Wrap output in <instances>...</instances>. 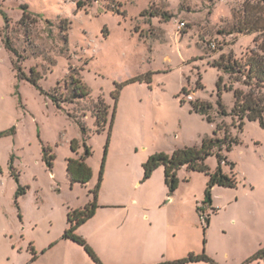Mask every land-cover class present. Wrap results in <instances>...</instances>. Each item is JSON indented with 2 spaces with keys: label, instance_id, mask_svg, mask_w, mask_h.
Segmentation results:
<instances>
[{
  "label": "rangeland",
  "instance_id": "1",
  "mask_svg": "<svg viewBox=\"0 0 264 264\" xmlns=\"http://www.w3.org/2000/svg\"><path fill=\"white\" fill-rule=\"evenodd\" d=\"M117 1L121 13L105 0L81 10L73 0H0V264H97L64 234L99 184L97 213L78 234L103 264L203 253L211 261L187 264H264V127L220 116L219 100L229 113L235 103L220 77L245 86L214 65L263 53L264 31L237 29L264 0ZM197 101L212 106L213 123ZM219 124L218 136L234 140L222 153L237 187H214L209 203L205 173L182 168L173 193L163 166L145 178L150 156L200 147ZM87 149L93 178L73 184L68 160ZM207 164L214 170L217 157Z\"/></svg>",
  "mask_w": 264,
  "mask_h": 264
},
{
  "label": "trees",
  "instance_id": "2",
  "mask_svg": "<svg viewBox=\"0 0 264 264\" xmlns=\"http://www.w3.org/2000/svg\"><path fill=\"white\" fill-rule=\"evenodd\" d=\"M79 10L92 6L94 2L100 0H73ZM107 3V9L121 13V4L117 0H105ZM249 15V14H248ZM167 18L169 15H167ZM264 18V9L258 8L257 11L251 12L248 19L245 20L242 25L238 27V31L241 33H253L257 31H264V25L261 26V21ZM263 53L258 51H250L243 59H236L232 55L227 58L222 57L220 61L215 62L217 66L224 74L228 75L231 80L240 82L245 89H235L233 86L227 87L224 85V77L221 76L218 82L219 92L223 87L226 90L234 91L235 103L232 111L229 113L225 106L219 100L221 117L231 115L234 120V125L242 129L244 120L257 121L264 127V47L261 48ZM80 83V82H79ZM84 91V90H83ZM196 113L206 116L209 122L213 123L215 120L210 115L212 106L209 103L197 101L192 104ZM225 129L222 124L217 126V130L214 136L205 137L202 140L200 147H185L175 150L172 154L168 153H156L148 159L144 164L145 178L148 179L152 176L153 172L160 166L164 167L165 181L169 187L171 193L175 192L179 187V171L182 168H186L190 171H197L205 173L209 176L208 189H207V202L212 203L211 191L214 187H237L239 181L235 172L236 164L228 161L222 153L226 147L230 150L233 138L227 131L225 137H219L218 132ZM72 150L77 153V144L72 142ZM91 155L89 149L86 150L85 156L80 158H70L68 160V177L71 182L80 183L86 185L93 178V171L86 162V158ZM212 156H216L218 160L217 167L212 170L207 164L208 159ZM53 155L49 152L45 154V161L49 168L53 167ZM224 165H228L230 171L227 172L224 169ZM103 175V168L101 173V180ZM100 189V184L94 190L95 200L87 206L71 210L68 213L69 227L65 231L64 238L70 239L83 245L89 255L97 264H103L92 248L88 245L87 241L78 234L79 228L93 218L97 212L98 204L97 197ZM202 218V216H201ZM207 225H209L210 217L205 218ZM256 258L264 260V250L256 255ZM205 259L211 261L208 256L203 253L200 256L190 254L188 257L177 261L161 262L159 264H187L190 262H196Z\"/></svg>",
  "mask_w": 264,
  "mask_h": 264
},
{
  "label": "built area",
  "instance_id": "3",
  "mask_svg": "<svg viewBox=\"0 0 264 264\" xmlns=\"http://www.w3.org/2000/svg\"><path fill=\"white\" fill-rule=\"evenodd\" d=\"M1 172H2V167H1V164H0V175H1ZM202 218H204V216H202Z\"/></svg>",
  "mask_w": 264,
  "mask_h": 264
},
{
  "label": "crops",
  "instance_id": "4",
  "mask_svg": "<svg viewBox=\"0 0 264 264\" xmlns=\"http://www.w3.org/2000/svg\"><path fill=\"white\" fill-rule=\"evenodd\" d=\"M97 213V212H96ZM96 215V214H95Z\"/></svg>",
  "mask_w": 264,
  "mask_h": 264
}]
</instances>
